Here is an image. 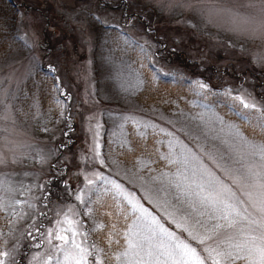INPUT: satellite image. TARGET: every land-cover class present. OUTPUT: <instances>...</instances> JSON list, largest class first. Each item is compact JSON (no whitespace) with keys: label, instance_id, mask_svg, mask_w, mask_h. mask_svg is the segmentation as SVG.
Returning <instances> with one entry per match:
<instances>
[{"label":"rangeland","instance_id":"374dc122","mask_svg":"<svg viewBox=\"0 0 264 264\" xmlns=\"http://www.w3.org/2000/svg\"><path fill=\"white\" fill-rule=\"evenodd\" d=\"M12 1L21 30L5 48L0 44V158L5 160L0 164V196L28 199L35 208L18 206V211L31 213L24 220L7 211L1 214L0 251L10 252L15 264H45L52 253L49 264H57L61 254L46 242L36 245L55 226L56 213L75 206L88 244L112 233V245L106 240L101 245L113 256L112 264H122L115 256L127 247L129 230L140 232L145 250H152V257H144L148 264H173L162 245L174 241L151 233L147 218L138 219L140 214L115 193L107 182L111 180L133 192L165 227L206 256L203 249L215 247L223 237L200 245L168 215L173 209L166 201L174 204L176 193L169 180L179 177L173 175L178 165L161 159L171 151L172 137L166 133H175L197 151L202 147L199 154L210 167L214 165L205 153L217 159L223 154L229 164L230 155L243 156L240 163L259 170L258 157L248 155L244 141H264L260 0ZM255 74L261 77L259 88ZM237 96L258 109L244 108ZM149 159L151 171L142 167ZM61 167L70 170L66 177ZM97 172L107 180L88 185L86 177L95 180ZM161 173L168 177L163 183ZM58 176L65 177L63 183L55 182ZM233 188L242 199L248 198L243 193L257 194L256 189ZM81 192L86 193V206L76 200ZM89 209L90 215H83ZM8 219L18 222L9 224ZM175 219L180 221V215ZM33 222L40 232L29 228ZM100 222L105 229L93 231ZM196 231L204 233L199 226ZM5 264L12 260L5 258Z\"/></svg>","mask_w":264,"mask_h":264},{"label":"snow or ice","instance_id":"6c2138e0","mask_svg":"<svg viewBox=\"0 0 264 264\" xmlns=\"http://www.w3.org/2000/svg\"><path fill=\"white\" fill-rule=\"evenodd\" d=\"M260 12L264 17V0H260ZM255 7V5H253ZM260 30L264 32V19L261 20ZM198 87L207 88L206 84L197 82ZM236 99L246 109H258L255 103H248L241 97ZM260 115L264 116V109H259ZM164 131V129H161ZM168 136L172 137L169 141V148L171 151L161 159L167 161L172 165H178L174 176L179 178L175 181L169 180V185L176 189L175 203L166 201V204L171 205L172 211L168 215L173 217L172 223L176 227L181 228L182 232H186L188 236L197 241L200 245H205L206 241L213 240L216 237H223L217 241L216 246L207 245L203 251L207 253L206 256L198 252L196 247L190 243L185 242L177 237L176 233L170 231L165 227L156 214H153L140 200L136 198L133 192L125 189L119 182L107 180L102 172L93 173L95 180L87 179L88 185H94L96 180H107L112 184V188L118 196L123 197L124 200L131 206L134 213H139L138 219L147 218L145 227L153 234L160 233L170 241H174L169 245H162L165 247L163 254L172 259L173 264H207L208 260L212 264H235L237 260L244 261V264H264V141L256 143L245 140L244 145L248 149V155L251 157H258L259 170H255L254 165L242 164L243 156L239 158L229 156L230 164L225 162V156L221 154L217 159L211 153H205L208 160L211 161L213 167L205 163L200 156L203 152L202 147L199 151L188 144L181 141L173 132H167ZM143 135V133H141ZM98 147V145H97ZM122 148L126 145L122 144ZM132 151L133 149H128ZM96 157H100V153H95ZM5 163L3 158H0V164ZM101 165L104 164L103 159H99ZM115 163V161H114ZM151 160L142 164V167L151 171ZM239 164L237 168L235 165ZM137 166H141L137 162ZM215 169H219L221 174H217ZM163 179H167L166 173H161ZM157 180V177H151ZM233 186L237 189H256L257 194L255 198L251 192L243 193L248 198L242 199L238 195ZM41 188L44 186L41 185ZM164 191V188L160 189ZM26 189L25 192H29ZM24 193H21L23 195ZM40 199V198H37ZM140 199H150L149 197H141ZM76 200L83 205H87L88 201L86 193L81 192L76 195ZM43 202V200L41 201ZM26 205L27 209L32 210L35 205L28 199L17 200L11 198L5 200L0 196V214L5 211L10 217H18L19 220L26 219L31 213L24 211L18 206ZM256 213L254 215L253 213ZM69 213L73 218L69 217ZM91 210L84 212L83 215H90ZM42 216H47L46 212L39 213ZM176 214L180 215V221L175 219ZM81 213L75 206H71L68 211L61 209L56 213L57 219L54 221V227H50L46 233L42 234V239L37 243L36 247L47 243L50 249L55 253L62 255V259H57V264H112L113 256L109 254L105 247L101 246L103 241H107L109 246L113 243L112 233L107 232L100 237V242L92 241L88 244V233L80 232L78 226L82 221L76 219ZM63 216V219L59 217ZM0 218H3L0 216ZM182 221V222H181ZM18 222L15 219H8L7 223L14 224ZM50 223H52L50 221ZM67 224L68 227L62 225ZM196 226L204 229L201 234L196 231ZM115 229V225H111ZM30 229L40 232L36 222L29 225ZM104 230L105 224L103 222L97 223L93 231ZM259 235H256V233ZM30 236L32 232L28 233ZM70 234V235H69ZM0 235H3L0 232ZM77 236H81V240H77ZM140 232L129 230L125 233V243L127 247L115 256L116 260L122 261V264H148L144 259L145 256L152 257L153 252L149 248L145 250L143 243L139 239ZM35 239V237H33ZM259 240L260 243H256ZM119 244L120 241H115ZM227 244L226 248H222V244ZM88 246H85V245ZM5 258L12 260L15 264L14 258L8 251H0V264H5ZM54 258L50 253L45 261V264ZM123 258V259H122ZM36 259V257H34Z\"/></svg>","mask_w":264,"mask_h":264},{"label":"trees","instance_id":"16d2710c","mask_svg":"<svg viewBox=\"0 0 264 264\" xmlns=\"http://www.w3.org/2000/svg\"><path fill=\"white\" fill-rule=\"evenodd\" d=\"M18 11L15 5H13L12 0H0V44L4 48L8 46L9 41L11 42L15 38V35H17V31L21 29V24L17 23V20H15L18 16ZM176 60L179 62V65L182 66V58L179 57L178 59L176 58ZM42 73L43 72H41V74ZM254 77L256 80V88H259L262 86L261 81H258V79L261 80V77L258 76V74H255ZM255 92L259 94V91L256 90ZM75 177L78 179V174L75 175Z\"/></svg>","mask_w":264,"mask_h":264}]
</instances>
